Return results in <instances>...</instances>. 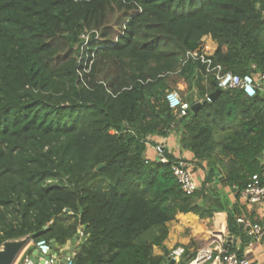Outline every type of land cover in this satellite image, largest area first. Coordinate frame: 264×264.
Segmentation results:
<instances>
[{
    "label": "trees",
    "instance_id": "1",
    "mask_svg": "<svg viewBox=\"0 0 264 264\" xmlns=\"http://www.w3.org/2000/svg\"><path fill=\"white\" fill-rule=\"evenodd\" d=\"M187 52L264 75V0H0V249L27 238L31 255L81 232L73 264H165L180 246L165 247L169 224L189 213H225L228 236L248 242L229 195L264 173V94L207 101L214 79ZM178 84L202 104L182 117L166 101ZM173 132L205 163L189 196L179 160L146 158L149 138ZM206 244L183 246L179 264Z\"/></svg>",
    "mask_w": 264,
    "mask_h": 264
},
{
    "label": "built area",
    "instance_id": "2",
    "mask_svg": "<svg viewBox=\"0 0 264 264\" xmlns=\"http://www.w3.org/2000/svg\"><path fill=\"white\" fill-rule=\"evenodd\" d=\"M90 34L86 33L81 37L84 43L82 48H85ZM199 61L205 65V72L207 76H211L214 79L216 89L220 91L226 90H240L246 97H254L258 91L264 94V75L256 76H238L231 73H222L220 66H213L211 60L199 55L197 52H187L186 60ZM92 64V61H87L85 66ZM88 68L86 69V72ZM166 101L169 108L178 114L179 117L185 116L186 112L191 108L187 102L181 100L176 91H170L166 94ZM154 151L157 155V159L161 163H167V159L164 156V149L161 145H156ZM172 175L175 177L180 188L186 195H192L197 189L198 184L194 177L192 167L183 163L177 162L172 164ZM240 195L250 204H260L264 202V173L262 175L254 174L249 177L248 182L244 190ZM223 214H216V222L218 216ZM224 216V215H223ZM214 222L213 230L210 232L208 243L199 248L195 256L187 264H251L249 260L243 255H238L236 252H229L225 248L227 241V224L226 218L220 224ZM237 224L243 230L245 237L248 239L247 247H251L255 243H260L264 246V226L253 223L245 218H238ZM35 249L38 250L40 255H47L50 253L51 248L49 242L40 240L34 244ZM184 254V249L181 247L171 249L165 252V264H179ZM74 254L65 258L64 264H73ZM55 259L51 257L49 261H44L43 264H54ZM24 264H31L25 259Z\"/></svg>",
    "mask_w": 264,
    "mask_h": 264
},
{
    "label": "crops",
    "instance_id": "3",
    "mask_svg": "<svg viewBox=\"0 0 264 264\" xmlns=\"http://www.w3.org/2000/svg\"><path fill=\"white\" fill-rule=\"evenodd\" d=\"M185 89L184 86H179V91H183ZM201 103V102H200ZM149 141L151 142V145H148L146 150V158L148 160H155L157 159V155L154 151V147L156 145H161L163 149L171 154L175 159L179 160L180 162L184 163V160L186 161L185 164L192 167V169L197 168L195 171L196 176L195 179L197 183L203 179L204 176V169H205V163H202V165L197 166L196 163L193 161V156L185 151L182 150L178 143V138L175 132L171 133L166 138L162 137H151L149 138ZM199 180V181H198ZM229 198L232 202V204H235L238 209L241 212V216L239 218H245L253 223L260 224L264 226V202L260 204H250L248 203L241 195H239L238 198L235 197V194H230ZM223 214L224 217L227 219L225 213H219ZM212 222L214 225V222H216L215 217H212ZM206 220V219H204ZM209 220V219H207ZM200 219L189 213L187 215H178L176 218V221L169 224V236L168 239L165 242V247L167 249L180 245L179 247L188 246L191 244V242H200L203 238H207L205 241L208 243V238L210 235V232L213 230V225L211 226V229H207L205 226L199 225ZM186 229H191L188 233L190 236L183 235ZM201 229V230H199ZM82 234V233H81ZM25 240V239H22ZM228 241V236H227ZM29 243L28 241L25 243L27 245ZM248 243V242H247ZM247 243H242V240L240 238H234L230 239L227 244H231L236 248L237 251H239L242 248V254L244 257H246L251 264H264V246L260 243L253 244L250 248L247 247ZM78 242L76 243L77 246ZM24 245L23 250L20 253V256L16 262V264H24L25 259L29 258L30 255L23 254L26 250ZM75 246V247H76ZM60 247L59 249H61ZM65 248V247H64ZM197 251L198 249H195L194 247H191L189 249V252L192 253L194 251ZM74 250L71 251V254H74ZM58 258L60 260L65 258V255L59 251Z\"/></svg>",
    "mask_w": 264,
    "mask_h": 264
},
{
    "label": "water",
    "instance_id": "4",
    "mask_svg": "<svg viewBox=\"0 0 264 264\" xmlns=\"http://www.w3.org/2000/svg\"><path fill=\"white\" fill-rule=\"evenodd\" d=\"M221 91L216 89L213 93L209 94L207 96V101L212 102L214 101L219 95ZM201 103L194 104L191 107V110L195 111L196 109L201 107ZM158 160V159H157ZM102 167V166H100ZM99 167V168H100ZM98 168V169H99ZM68 213L69 210H66ZM232 239V236H228V241ZM28 241L27 238L25 240H18V241H8L3 244V246L0 249V264H16L21 251L24 248L25 243ZM83 243L81 233L79 232L76 236L71 238L67 241L66 245L63 246L61 249L58 247V244L55 241H50L49 245L51 248V251L47 255H40L38 253L37 249H34L32 251V254L29 256L28 260L31 264H43L44 261H49L51 257L55 259L54 264H64L65 258L70 257L71 251L74 250L76 243ZM65 247V248H64ZM57 251L63 253L65 255V258L60 260L57 256Z\"/></svg>",
    "mask_w": 264,
    "mask_h": 264
},
{
    "label": "rangeland",
    "instance_id": "5",
    "mask_svg": "<svg viewBox=\"0 0 264 264\" xmlns=\"http://www.w3.org/2000/svg\"><path fill=\"white\" fill-rule=\"evenodd\" d=\"M184 86V84H178V86H177V93H178V95L180 96V94H179V86ZM181 97V96H180ZM182 98V97H181ZM198 171V170H197ZM196 172H193V174L196 176V174H195ZM199 181V180H198ZM201 182V181H200ZM199 184V183H198ZM217 214V213H216ZM216 214L213 216V217H216ZM199 225H201L202 227L203 226H205L207 229H211V226L213 225V222H212V219H209V220H200L199 222ZM169 229H170V227H169ZM191 229H186L184 232V234L183 235H187V236H190V234L188 233L189 231H190ZM199 230H201V229H199ZM81 233V232H80ZM81 236H82V234H81ZM244 236H245V234H244ZM207 239V238H206ZM205 238H203L202 239V241H205L206 240ZM206 242V241H205ZM154 253H158V250H156Z\"/></svg>",
    "mask_w": 264,
    "mask_h": 264
},
{
    "label": "bare ground",
    "instance_id": "6",
    "mask_svg": "<svg viewBox=\"0 0 264 264\" xmlns=\"http://www.w3.org/2000/svg\"><path fill=\"white\" fill-rule=\"evenodd\" d=\"M223 218H224L223 215L218 216V220H217L216 224H220L223 221Z\"/></svg>",
    "mask_w": 264,
    "mask_h": 264
}]
</instances>
